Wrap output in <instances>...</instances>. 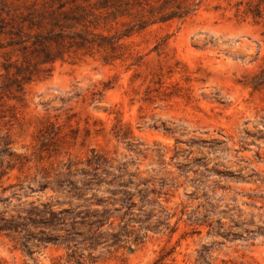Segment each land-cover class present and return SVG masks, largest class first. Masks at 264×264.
Segmentation results:
<instances>
[{
	"label": "rangeland",
	"instance_id": "obj_1",
	"mask_svg": "<svg viewBox=\"0 0 264 264\" xmlns=\"http://www.w3.org/2000/svg\"><path fill=\"white\" fill-rule=\"evenodd\" d=\"M140 1L129 13L111 0H0V211L55 202L37 181L95 150L164 192L165 209L131 251L98 250L86 264H264V234L252 232L264 227V84L253 81L264 0ZM59 4L94 12L89 29L121 36L119 46L52 45L59 57L42 62L19 41L30 9ZM186 6L185 16L146 19ZM197 137L225 140L205 160L224 174L195 160L184 141ZM0 264L73 263L57 245L27 253L0 234Z\"/></svg>",
	"mask_w": 264,
	"mask_h": 264
},
{
	"label": "trees",
	"instance_id": "obj_2",
	"mask_svg": "<svg viewBox=\"0 0 264 264\" xmlns=\"http://www.w3.org/2000/svg\"><path fill=\"white\" fill-rule=\"evenodd\" d=\"M111 1L115 10L124 9L129 13H132L133 3L139 5L141 2ZM166 2L162 0L161 5ZM63 7V4L56 7L50 5L44 13L36 8L29 10V14L35 16L26 20L27 39L19 42H23L24 48H29L31 52L42 53V62L59 57L52 51V45L60 48L74 46L88 52L93 49L113 51L119 46L121 36L104 35L89 29L90 25L95 24L94 12L79 4L67 10ZM149 9H154V5ZM149 9L146 19L165 21L185 16L192 8L186 6L185 9L160 14L151 13ZM255 10L258 16V5ZM138 21L143 23L146 20ZM78 26L82 28L77 29ZM253 81L255 85L264 84V66L253 75ZM184 142L189 147L196 146L199 156L195 160L206 171L224 174L215 167L217 162L207 168L208 162L205 160L211 152L219 151L225 140L197 137ZM9 166L7 162L6 168ZM47 173L44 169L45 178L50 176ZM3 174L4 171H1L0 178ZM37 187L40 191L50 189L54 192L57 195L55 202L30 201L15 213L8 212L7 208L0 211V234L13 242L14 247L27 253L33 252L36 247L53 244L64 250L67 261L86 264L96 259L95 252L98 250L100 253L119 249L131 251L143 241L146 231L155 230L162 223L157 212L162 213L165 209L162 202L164 192L153 187L148 179L129 172L124 164L115 165L111 159L95 150L84 161L68 160L62 163L53 171L51 179L37 181ZM156 207L159 210L155 211ZM252 232L264 234V227L257 226Z\"/></svg>",
	"mask_w": 264,
	"mask_h": 264
}]
</instances>
